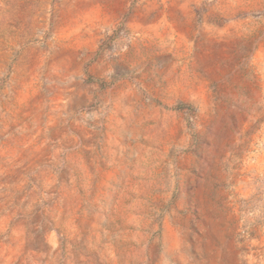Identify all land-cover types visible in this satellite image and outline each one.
Instances as JSON below:
<instances>
[{"label": "rangeland", "instance_id": "374dc122", "mask_svg": "<svg viewBox=\"0 0 264 264\" xmlns=\"http://www.w3.org/2000/svg\"><path fill=\"white\" fill-rule=\"evenodd\" d=\"M0 264H264V0H0Z\"/></svg>", "mask_w": 264, "mask_h": 264}]
</instances>
